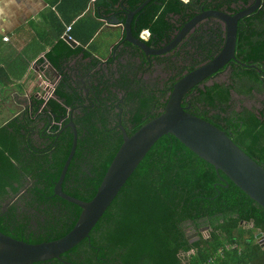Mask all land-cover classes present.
<instances>
[{"label":"trees","instance_id":"1","mask_svg":"<svg viewBox=\"0 0 264 264\" xmlns=\"http://www.w3.org/2000/svg\"><path fill=\"white\" fill-rule=\"evenodd\" d=\"M195 1L151 0L141 24L140 11L137 13L134 35L144 27L153 36L170 33L168 18L195 10ZM215 36L218 42L213 34L195 29L185 49L157 56L155 63L139 62L144 52L122 41L113 46L106 60L77 48L47 55L60 73L53 97L35 100L31 113L28 110L0 126V232L29 245L64 237L81 212L53 191L73 143L72 129L66 125H74L77 143L61 189L87 202L122 143L119 125L132 137L157 118L173 84L220 51L224 31L219 28ZM77 54L89 61L78 66L83 88L76 83L73 69L66 66ZM234 57L226 65L231 69L230 84L202 82L187 92L182 106H189L188 112L230 135L264 168V104L259 110L232 105V93L248 98L264 95L263 4L238 20ZM153 66L169 75L149 83L144 77H152ZM40 108L41 114L32 117ZM125 114L132 129L125 123ZM33 132L38 139L28 137ZM20 138L25 141H17ZM26 179L30 185L20 193ZM6 198L12 199L3 212ZM189 224L208 226L209 238L189 244L184 231ZM248 224L252 227L245 235L244 225ZM256 233L264 234V209L222 172H216L173 135L165 134L83 242L58 259L34 264H207L209 260L212 264H264V245L256 242ZM220 249L222 257L216 256Z\"/></svg>","mask_w":264,"mask_h":264},{"label":"water","instance_id":"2","mask_svg":"<svg viewBox=\"0 0 264 264\" xmlns=\"http://www.w3.org/2000/svg\"><path fill=\"white\" fill-rule=\"evenodd\" d=\"M145 0L135 9L122 8V17L113 21L122 29L119 41L128 42L140 48L146 55H161L172 51L190 29L205 16H216L225 23L224 45L212 59L183 75L173 84L163 112L155 119L139 128L129 137L125 128L119 125L122 143L106 168L93 197L87 201L72 198L62 192L61 185L76 149L77 133L72 122L73 133L71 151L54 185V195L81 209L73 228L62 238L51 243L29 245L0 232V264H34L58 259L77 247L89 236L106 208L126 185L140 163L155 143L165 134H171L181 144L200 159L222 172L244 194L264 209V168L247 156L223 130L188 112L189 106H182L184 96L195 86L226 67L235 59L238 20L252 14L260 6L261 0L235 13L227 15L217 11H206L194 16L181 27L179 33L167 46L153 50L145 41L133 33L134 16L148 4ZM69 40V38L67 37ZM70 42V41H69ZM74 45V44H73ZM59 78L60 75L56 74ZM262 236L259 233L257 237Z\"/></svg>","mask_w":264,"mask_h":264},{"label":"crops","instance_id":"3","mask_svg":"<svg viewBox=\"0 0 264 264\" xmlns=\"http://www.w3.org/2000/svg\"><path fill=\"white\" fill-rule=\"evenodd\" d=\"M141 1L0 0V126L31 112L35 100L46 101V90L60 80L47 55L77 48L106 60L125 33L113 20L122 8L135 9ZM99 47L106 49L107 57L95 54ZM87 62L77 54L66 66L83 80L78 66Z\"/></svg>","mask_w":264,"mask_h":264},{"label":"flooded vegetation","instance_id":"4","mask_svg":"<svg viewBox=\"0 0 264 264\" xmlns=\"http://www.w3.org/2000/svg\"><path fill=\"white\" fill-rule=\"evenodd\" d=\"M144 1L145 0H142L139 3V5H141ZM181 1H183V0H181ZM204 1H206V2H204ZM183 2H188V0L183 1ZM253 3H254V0H249L246 3H243L241 0H196L195 1V5H193V7L195 8V10H193V9L192 10H189L187 14H183V15L182 14H172L168 18V21L171 23V31H170V33L167 34V32H161V33L158 32V35L157 34H154V36H153L152 35V32L150 31V29L144 27V28L141 29V31H139L138 35L137 34L136 35H137L138 38H140L141 40L145 41L146 44L148 46H150L153 50H159V49H162L163 47L167 46L170 42L173 41V39L179 33L181 27L185 24V22H187L188 20H190L194 16L200 14L201 12L217 11V12L225 13L227 15H234L235 13H237V11H239L241 9H245V8L251 6ZM262 4L264 5V0H261L260 5H262ZM145 7H146V5L140 10L139 15L136 14L134 16L133 23H132L133 31H137V25L134 24V23L137 22L136 21V16L137 15L139 16V24L143 23L141 21V18H143V15L145 14ZM122 15H125V14H123L122 13V10H120L119 11V17H122ZM219 28H221L222 31H224V41H225V23L221 19H219L218 17H216V16H205V17L201 18L190 29V31L183 37V39H181V41L176 45V47L172 51H170V52L172 53V52L177 51V50L185 49L186 48L185 47V43L189 41V39L191 38V33H193L195 31V29H199V31L201 33H203V34H206V33L213 34L214 40L216 42H218V38L215 36V34H216V32L218 31ZM146 29H148V31H150V36H149L148 39H144L143 38L144 31H146ZM224 41H223L222 47L224 45ZM218 45L219 44L217 43V46ZM119 47H120V45L118 46L117 50L121 49ZM219 47H220V45H219ZM166 54H168V53H166ZM161 55H164V54H161ZM161 55H146L144 53V56L141 59H139L138 61L139 62L140 61L142 62V60H144L146 62H151V63L154 62L155 63V60H154L155 57L161 56ZM153 67L156 70L159 71V68L160 67H158V66H153ZM154 68H153V72H154ZM230 72H231L230 66H226L223 69H221L219 72L215 73L211 78L206 79L203 83L205 85H211L213 82L211 84H207V83L209 81L213 80L214 78H216L217 76H219L220 74L225 73L226 74V78H227V80L225 82H226V84H230V82H228V78H230V76H228V75H230ZM144 78L147 79V81L149 83L154 84L155 83V80L158 77L156 75H152V77H149L148 75H146ZM149 79H151V81H149ZM76 83L77 84H80V87L83 88V81H82V79L81 80L76 79ZM235 96L237 98L243 97L244 99L245 98H248V97L237 96V95H235V93H232V105H233V107L236 106V109H239V105L237 104V101L235 99ZM255 96H259L260 97V100L258 102V104L260 106L258 108V110H259V109L262 108L261 106L264 104V95L255 94L254 97L248 98V99L254 100L255 99ZM42 109L43 108H40L38 110V112H35L32 115V117H35L37 114H41L39 112H41ZM128 118H129V115H126L125 123H126V125L128 126L129 129H132L134 125L130 124L127 121ZM119 120H121V114H119ZM52 125H54V123H52ZM40 126H42V123H41ZM8 131L10 132V130H8ZM30 131L32 132L33 130H30ZM36 133L37 132H33V133H31V135H29V134H27V135H28V137H34V138L38 139V134H36ZM27 135H26V138H27ZM15 140H17V139H15ZM17 141L23 143V141H25V140L23 138H20V140H17ZM21 150H23V149H21ZM26 181H27V184L21 188L22 190H20V193H22L23 190L27 189V187L30 185V182H28L27 179H26ZM11 199L12 198H9V199L6 198V202L3 203V207H2L3 212H6L7 207L11 203ZM249 225L250 224H248L247 227L250 229ZM184 231H185V234L187 236V239L189 240V244H192V243L197 242V240L199 238H203L205 240L208 239L209 238V231L210 230H209V227L208 226H199L198 228H195V227H193L192 224H189L186 227H184ZM205 233L208 236H205L204 235Z\"/></svg>","mask_w":264,"mask_h":264},{"label":"rangeland","instance_id":"5","mask_svg":"<svg viewBox=\"0 0 264 264\" xmlns=\"http://www.w3.org/2000/svg\"><path fill=\"white\" fill-rule=\"evenodd\" d=\"M185 1V0H184ZM98 44V38L96 39V41H95V46ZM175 52V51H174ZM174 52H172L171 53V55H173L174 54ZM95 54L98 56V57H101V58H103V57H107L108 56V54H107V51H106V49L105 50H103L101 47H99L98 49H96V51H95ZM171 60L172 61H175V57L173 56V57H171ZM155 72V73H154ZM154 72H153V75H156L159 79H161V78H164V77H166V75L168 76L169 74H167V72H164V71H162L160 68H159V71L158 70H156L155 68H154ZM227 80V78H226V74L225 73H223V74H220L219 76H217L216 78H214L213 80H211V81H209L207 84H211L212 82H218V83H226L225 81ZM235 99H236V101H237V104L239 105V108L240 107H248V108H250V107H253V108H255V110H258V108L260 107L259 106V104H258V102H259V100H260V97L259 96H255V99L254 100H251V99H248V98H243V97H239V98H237L236 96H235ZM235 101V100H234ZM262 108H263V106H261ZM2 120V118H0V121ZM248 225H244V229H245V235H247V230L249 229L248 227H247ZM249 227L251 228L252 227V225L250 224L249 225ZM248 228V229H247ZM259 233H256L254 236H255V240H256V242L258 243V240H259V244L260 245H264V234H262V236H259V237H257V235H258ZM205 236H208L206 233L204 234ZM192 254V253H191Z\"/></svg>","mask_w":264,"mask_h":264},{"label":"built area","instance_id":"6","mask_svg":"<svg viewBox=\"0 0 264 264\" xmlns=\"http://www.w3.org/2000/svg\"><path fill=\"white\" fill-rule=\"evenodd\" d=\"M183 1H184V0H183ZM185 1H186V0H185ZM69 29H70V26H67V31H69ZM149 36H150V31H148V29H146V31H144L143 38H144V39H148ZM6 40H7L6 37L2 38V41H6ZM54 87H55V86H54L53 84H51V87H50L48 90H46V97H45L46 100H48L49 98H52V97H53ZM258 243H259V240H258ZM225 248H226V250H228V249H230V246H226ZM234 249H235V248H234ZM216 256H219V257H222V256H223L222 249H220V250L217 252ZM212 263H213V260H209L207 264H212Z\"/></svg>","mask_w":264,"mask_h":264}]
</instances>
